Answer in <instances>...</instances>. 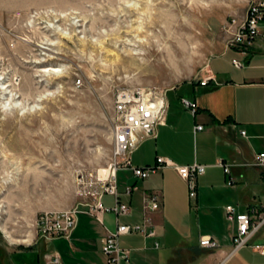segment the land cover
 Segmentation results:
<instances>
[{
  "label": "rangeland",
  "instance_id": "1",
  "mask_svg": "<svg viewBox=\"0 0 264 264\" xmlns=\"http://www.w3.org/2000/svg\"><path fill=\"white\" fill-rule=\"evenodd\" d=\"M247 2L0 0V245L13 263L38 264L42 242L19 249L35 244L39 213L89 200L121 159L115 90L199 75Z\"/></svg>",
  "mask_w": 264,
  "mask_h": 264
},
{
  "label": "crops",
  "instance_id": "2",
  "mask_svg": "<svg viewBox=\"0 0 264 264\" xmlns=\"http://www.w3.org/2000/svg\"><path fill=\"white\" fill-rule=\"evenodd\" d=\"M233 57L243 65H234ZM207 74L213 78L200 84L199 79ZM182 97L194 102V111L183 105ZM167 100L165 119L158 124L156 137L139 142L130 154L131 162L150 164L157 155H164L178 163H205V171L197 176L196 195L190 197L186 182L172 167L160 168L146 178L134 176L128 168L117 169L119 196L130 205V212L120 216L121 220L141 218L144 194L156 190L161 197L160 207L151 211L160 246L153 247V237L140 233L119 235V244L129 249V264H213L232 242L233 224L226 218L224 206L232 203L244 210L250 203L264 201L261 170L248 163L256 150L264 149V18L245 54L216 40L199 75L170 87ZM196 124L202 128L195 130ZM219 159L231 163L229 172L216 164ZM127 184L136 185L129 194L123 193ZM101 200L111 204L113 197L105 193ZM102 220L80 211L68 238L37 237L34 245L22 246L20 254L42 242L38 264H46L44 253L54 251L60 262L49 264H106L101 237L106 228H114V214L102 212ZM202 234L215 237L219 245H200ZM252 242H264V224L222 264H264V253L252 247ZM0 250L1 264H18L10 260L12 253L4 245Z\"/></svg>",
  "mask_w": 264,
  "mask_h": 264
},
{
  "label": "built area",
  "instance_id": "3",
  "mask_svg": "<svg viewBox=\"0 0 264 264\" xmlns=\"http://www.w3.org/2000/svg\"><path fill=\"white\" fill-rule=\"evenodd\" d=\"M264 18V0H248L242 16H231L225 23L227 37L225 43L236 47L245 54L254 43L259 33L260 21ZM232 62L236 66L243 65L242 60L233 57ZM213 78L207 74L199 79L200 84H205ZM184 106L195 110L192 100L182 97ZM168 107L167 91L155 86H120L113 96V141L116 153L121 159L115 160L107 175H97L93 179V187L88 192L90 199L74 204L71 207L59 209H45L36 217V234L39 238L50 240L55 237L68 238L76 225L77 214L86 211L93 214L101 223L102 212L111 211L114 214L115 226L107 229L101 237L100 249L105 255L106 264H129V249L119 244V235L140 233L143 237H153L152 246L159 247L161 242L156 238V229L151 211L160 207V192L152 190L144 194L142 198V215L137 221H124L120 216L130 212V205L120 198L116 171L119 168H128L133 175L146 178L151 172L163 167H172L184 179L188 189V195L195 197L197 188V176L205 171V163L192 161L178 163L164 155H157L156 160L150 164L136 165L131 162L132 150L145 138L156 137L157 126L164 122ZM202 128V124H196L194 129ZM240 132L245 134V129ZM123 137V139H122ZM260 168V176L264 182V149L256 150L252 160L248 162ZM226 172L230 171V162L222 159L216 161ZM232 177L228 182H232ZM136 187L134 184L124 186L123 193L129 194ZM113 197L111 204H105L101 200L103 194ZM83 206V207H81ZM226 218L233 224L231 234V247L225 255L213 264H222L225 258L231 255L239 247L247 244L250 237L264 224V201L250 203L246 209L239 210L234 204L227 203L224 206ZM199 243L205 247L219 245L217 239L209 234L199 236ZM260 253H264V242L250 243ZM46 264L59 263L58 252L44 253Z\"/></svg>",
  "mask_w": 264,
  "mask_h": 264
},
{
  "label": "bare ground",
  "instance_id": "4",
  "mask_svg": "<svg viewBox=\"0 0 264 264\" xmlns=\"http://www.w3.org/2000/svg\"><path fill=\"white\" fill-rule=\"evenodd\" d=\"M51 69L55 70L54 68H51ZM110 172H111V170L109 171L108 168H102V169L99 170V174H102V175H107V174H109ZM20 241H21V240H20Z\"/></svg>",
  "mask_w": 264,
  "mask_h": 264
},
{
  "label": "trees",
  "instance_id": "5",
  "mask_svg": "<svg viewBox=\"0 0 264 264\" xmlns=\"http://www.w3.org/2000/svg\"><path fill=\"white\" fill-rule=\"evenodd\" d=\"M0 253L3 254V251L0 250Z\"/></svg>",
  "mask_w": 264,
  "mask_h": 264
},
{
  "label": "snow or ice",
  "instance_id": "6",
  "mask_svg": "<svg viewBox=\"0 0 264 264\" xmlns=\"http://www.w3.org/2000/svg\"><path fill=\"white\" fill-rule=\"evenodd\" d=\"M122 139H123V137H122Z\"/></svg>",
  "mask_w": 264,
  "mask_h": 264
}]
</instances>
